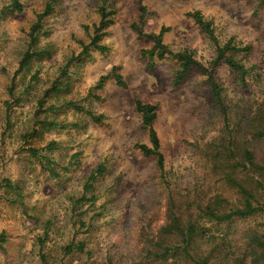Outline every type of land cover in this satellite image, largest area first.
Wrapping results in <instances>:
<instances>
[{
  "label": "rangeland",
  "instance_id": "rangeland-1",
  "mask_svg": "<svg viewBox=\"0 0 264 264\" xmlns=\"http://www.w3.org/2000/svg\"><path fill=\"white\" fill-rule=\"evenodd\" d=\"M14 1L0 0V31L6 30L5 35L9 37L0 44V115L7 116V127L11 129L13 109H21L17 123L30 128H22L19 145H6L0 149V252L6 257L5 264H55L56 261L59 264H158L162 260L156 258L152 251L157 242L158 230L167 223L166 206L171 198L185 221L190 216L198 217L200 209L210 206L218 197L221 198L223 207H230L240 200L237 190L225 181L227 170L223 165L228 156L226 148L230 139L242 141V146L250 145L257 158L264 160V138H255L250 127L253 115L260 111L264 115V80L258 71L264 66V31L259 23L260 14L264 11V0H233L241 8L255 7L253 19L257 23L249 20L243 24L242 27L247 31L222 30L221 36L217 38L218 43L223 42V45L232 41L237 48H250V51L239 52L244 53L240 61L254 67L252 73H256L254 76L251 73L245 84L232 69L221 76L224 82L230 80L242 85L239 91L229 93L224 83H219L230 119L228 130L212 90H203L195 83H185V79L180 85H175L174 79L172 88L166 95H157L155 86L147 85L149 95L141 99L132 97L126 91L135 79L131 72L127 87L119 86L125 91L112 92L105 99L97 97L99 111L88 112L87 119L61 122L62 116L70 115L67 111L69 107L76 112L84 111L75 104L45 107L52 94L71 95V77L67 75V69L73 60L79 59L75 56V47L78 44L76 34H70L65 48L68 61L65 62L64 55H61L53 63L54 53L50 48L45 47L39 52L32 51L38 43L35 34L43 28V24L36 21L44 20L45 17H39L45 11L48 0H17L20 10L14 7ZM119 2L120 0H115L113 10L109 12L113 21L110 27H116L119 23L116 17L121 13L123 25L117 31L107 33L105 46L109 48L108 53L117 51L121 43L125 48L130 46L129 42L142 45L151 43L150 39L140 36V31L145 34V28L148 27L155 28V32L151 34H158L163 27L170 28L168 33H172L171 22L149 24L150 19L160 20L161 17L158 12L150 13L143 2L137 4L136 0H129L124 9L116 7ZM34 4L35 9L29 12ZM144 8L147 13L143 25L141 17ZM220 8L232 19L242 18V13L233 14V9L223 3ZM62 12L63 10L56 13L54 8L49 16ZM53 22L58 23L55 19ZM212 22L215 23V20ZM89 30L90 26L87 24L79 26V32L83 34L80 40ZM25 33L27 43H23L26 39ZM118 33L126 34L122 42L115 39ZM53 35L51 29L44 32L45 39ZM13 41L20 42L22 50L19 53L16 50L8 52V46ZM172 43L175 44V41ZM144 50L150 49L142 47L141 57ZM201 55L206 53L201 52ZM80 56H83V52ZM25 59L27 62L23 64ZM36 65L43 66L36 68ZM168 67L161 65L165 73ZM114 68L117 70L121 65L118 63ZM34 69L33 81L39 83L41 80L50 79L52 87L45 89L43 98L36 102L34 109H29L22 97H12L16 89L15 78L25 71L32 73ZM182 88L183 91L177 95ZM138 100L158 107L155 129L159 138L163 125L177 122H180L182 129L187 125L190 131L197 132L200 137L199 144L202 145L199 155L181 154L179 151L173 153L170 159L165 158V175L162 177L157 159L145 157L136 148L138 144H151L150 137H146L143 143L130 137L131 143L126 152L115 155L112 159L105 157L102 163L107 168L105 174L94 184V189L86 193V182L97 168H93L91 163L97 150L112 153L116 147L113 143L104 144L101 141H111L117 134V125L120 128L135 125L147 131L143 127L142 116L136 109ZM49 114L53 118H49ZM92 115H103L105 118L97 123ZM52 123L58 126L54 127ZM129 131L134 133L136 127H129ZM94 139L97 143L89 144ZM52 143L55 149L46 155L50 162L44 157L34 158L29 152L31 148L39 150ZM185 143L194 147L197 141L189 138ZM35 164L46 174V179L43 182L37 179L33 185L28 176L35 171ZM119 168H123V171L104 188L105 182ZM52 169H55L56 176ZM53 180L55 183L50 182ZM98 190L103 191L106 199L100 205L102 211L95 212L93 210L98 202ZM84 205L91 207L82 211ZM88 212H93V215L86 222L84 217ZM200 221L206 223V220ZM206 224L212 228V234L223 238L219 241V249L224 254L213 255L219 261L231 253L233 244L238 240L244 239L253 229L264 228V216ZM48 225L50 238L43 249L46 256V263H43L38 239L44 236ZM3 236L5 241L1 240ZM165 240L169 241L160 243L174 241L168 237ZM72 241L83 242L86 246L85 253L68 255L66 246ZM209 245L212 247L210 242L204 240L200 247L209 249Z\"/></svg>",
  "mask_w": 264,
  "mask_h": 264
},
{
  "label": "clouds",
  "instance_id": "clouds-1",
  "mask_svg": "<svg viewBox=\"0 0 264 264\" xmlns=\"http://www.w3.org/2000/svg\"><path fill=\"white\" fill-rule=\"evenodd\" d=\"M48 2H51V0H48ZM114 2L115 0H56L53 7L56 9V13H61V10H63L62 14H54V16L45 17L43 21H36L42 23L43 28L35 34L38 43L32 51L39 52L45 47L50 48L54 53L53 63H56L61 55H64L65 62L68 61L65 48L70 34L75 33L78 42L75 47V56L79 59L73 60L67 69V75L71 77V95L52 94L48 98L45 107L75 104L84 111L76 112L74 108L69 107L67 111L70 115L62 116L60 118L61 122L68 123L73 119H87L88 112L99 111L97 97L105 99L112 92L125 91L118 86L117 77L123 76L125 83H128L130 72L135 79L129 84L126 91L131 93L132 97H140L141 99L149 95L147 85H154L157 95H166L172 88L173 80L181 76L185 77V83H195L203 90H211L213 83H224L229 93L239 91L242 88L239 83H232L230 80L227 82L222 81L221 76L230 71L228 61H240L244 53L237 54L232 51H223V42L218 43L217 38L221 36L222 30L241 29L247 31L242 27L243 24L249 20L257 23L253 19L255 7L251 9L241 8L233 0H136L137 4L143 2L149 8L150 13L158 12L160 14V20L152 18L149 20V24L159 25L171 22L172 33L165 34L164 37L165 44L168 45L167 51L161 52L160 49H156V41H152L147 45L129 42L130 46L127 48L123 47L121 43L117 51L102 52L101 48L107 42L105 34L117 31L123 25V13L116 17L119 23L115 28L108 26V20L111 17H108L107 20L104 19L106 13L113 10L112 5ZM127 3H129V0H120L116 7L124 9ZM222 3L233 9V14L236 12L242 13V18L240 20L232 19L226 11L220 8ZM35 7L34 4L33 9H29V12L33 11ZM260 16L259 23L262 31H264V11L261 12ZM54 19L58 23H54ZM213 19L215 23L206 30L205 26L211 23ZM102 23L105 25L104 27H101ZM82 24L89 25L90 30L80 40L83 34L79 32V26ZM49 29L52 30L54 35L49 39H45L44 32ZM5 31H0V44L9 39L5 35ZM213 31L214 35L212 34ZM153 32H155L154 27L145 28L146 35ZM125 35L124 33H118L115 39L122 42ZM25 36L26 39L23 43L28 42L27 33H25ZM94 36L101 38L96 43H92ZM172 41H175V44ZM142 47L156 49L155 55L147 58L141 57L140 50ZM13 50H16L17 53L22 50L20 42L13 41L8 46L9 53ZM81 52H83V56H80ZM201 52L206 53V55L202 56ZM161 55L164 57L163 60L160 58ZM118 63L121 68L113 72L112 69ZM152 64L155 65L154 70L149 69V65ZM161 65L169 66L166 73ZM42 66L36 65V68ZM59 66L57 65V67ZM248 67L250 65L245 62V68ZM35 70L32 73L22 72L20 76L15 78L16 89L12 97V99L22 97L29 109H34L36 102L43 98L45 89L52 87L50 79L41 80L39 83L33 81L32 76L35 74ZM258 71L260 77L264 80V66ZM252 75L254 76L256 73H252ZM9 80H11V77H9ZM63 82L62 80L61 83ZM181 91H183V88L176 94L179 95ZM20 110L13 109L11 117L13 127L11 129L7 127V116L0 115V149H3L6 145H19L22 128L23 130H29L30 126L17 123ZM49 118H53L51 114H49ZM41 119H44V117H41ZM129 127H136V131L134 133L130 132ZM117 128V134L112 137L111 141H101L104 144L113 143L116 147L112 150V153H103L97 150L94 160L91 161L93 168L104 163L106 156L112 159L113 156L126 152L128 145L131 143L130 137H134L143 143L145 138L151 135V128H148L147 131L135 125L125 126L124 128L117 125ZM160 132V142L158 149L155 150V159H158L161 154L166 159H170L171 155L177 151L181 154L196 153L199 155L202 148V145L199 144V134L190 131L187 125L182 129L180 122L165 124ZM189 138L197 141L196 146L190 147L185 143ZM79 142L78 139L77 143ZM96 143L95 139L89 142V144ZM148 146L149 148L152 147L151 144ZM88 151L90 152L91 149L89 148ZM41 155L46 156L48 153L43 152ZM53 158L55 159V157ZM34 167L35 171L28 176L33 185L37 179L41 182L46 179V174L41 172L39 165L35 164ZM122 171L123 168L117 169L116 173L109 181L105 182L103 187L107 188L111 180H114ZM248 176L253 181L264 183V173H255L250 170ZM50 182L55 183L54 180ZM96 195L98 202L93 211L99 212L102 211L100 205L104 203L106 197L102 190H98ZM34 202L31 201V203ZM90 207L91 205H84L82 211H87ZM92 215L93 212H88L84 220L87 222ZM53 231L55 232V229ZM262 244H264V228L253 229L244 239H240L233 244L231 253L226 258H221L219 261L216 258L209 259V264H264V246H260ZM207 257L208 248L194 247L189 256L181 253L180 256H170L159 261L158 264H199L202 259ZM5 261L4 253L0 252V264H5ZM55 264H59V261H56Z\"/></svg>",
  "mask_w": 264,
  "mask_h": 264
},
{
  "label": "trees",
  "instance_id": "trees-1",
  "mask_svg": "<svg viewBox=\"0 0 264 264\" xmlns=\"http://www.w3.org/2000/svg\"><path fill=\"white\" fill-rule=\"evenodd\" d=\"M56 0H51L48 2L43 14L39 17L40 19L49 16L54 11L53 4ZM14 7L20 10V4L17 0L14 1ZM143 16L141 17V22L145 24L146 8L142 11ZM199 15V13H197ZM111 17V13L107 12L104 19ZM213 22L205 26V29L211 28ZM113 21L108 20V26H112ZM105 25L102 23L101 27ZM36 27L33 28L35 30ZM170 28L163 27L158 34H148L145 35L140 31V36L150 39L151 41H156V49H160L161 52L167 51L168 45L164 43L165 34L170 32ZM215 34L214 31L212 33ZM107 36V33L105 34ZM101 37L94 36L92 38V43H96ZM218 42V39H217ZM156 49L144 50L142 51L143 57L147 58L149 56H154ZM109 48L103 46L101 48L102 52H107ZM223 51H232L239 53L242 51H250L249 49H240L233 45V42L230 41L224 45ZM164 59L163 55L160 57ZM25 64L27 59L23 61ZM230 69H232L236 74L239 75V79L243 84L246 83L247 77L252 73L254 67L245 68V65L241 61L229 60L228 61ZM155 65H149L150 70H154ZM116 71L114 68L113 72ZM185 77L181 76L175 79V85H180ZM118 86L126 88L127 83H125L123 76L117 77ZM212 95L216 104L222 112L224 117V123L226 125V130L229 129L230 119L228 115V110L224 102L222 89L219 84L213 83L211 88ZM136 109L142 116L143 127L148 130L151 128L150 142L152 147L149 148L146 144H138L136 148L141 151L145 157H155V150L159 147L160 138L155 129V122L158 116V107L151 104H144L140 100L136 101ZM260 111L258 114L250 120L251 132L255 138H264V115ZM92 118L95 122L101 123L105 118L103 115L94 116ZM260 122L262 126H260ZM56 127L58 125L51 124ZM241 143V144H240ZM55 149L54 143L49 145L47 148L43 149H29V152L34 158H45L50 162L47 156L40 155L41 152H51ZM228 156L224 159V167L226 168L225 181L231 186V188L237 190L240 195V200L237 203H233L230 207H223L221 198L218 197L210 206L202 207L200 209V214L198 217L190 216L189 220L185 221L182 219L180 213L177 211L176 204L174 199H170L168 205L166 206V215L168 217L167 223L165 226L160 228L156 234V245L153 247L152 252L155 253L156 258L165 260L170 256H180L181 253L185 256H189L191 250L194 247L201 248V244L204 240H207L212 244L211 249H208V257L202 259L199 264H209V259H212L214 254H224V251L219 249V241L223 239L222 237L212 234L210 227L206 223H228L233 220H245L251 217L261 215L264 216V183L259 181H253L251 177L248 176L249 171L255 173H264V160L260 161L257 158V155L253 149L247 146H242V141L230 139L228 148H226ZM219 160V158H218ZM219 162H221L219 160ZM222 163V162H221ZM158 169L162 177L165 175V157L164 155H159L157 159ZM107 168L105 164H100L91 174L85 185V191L90 192L94 189V184L98 182ZM54 176L55 169L51 170ZM84 198V197H83ZM94 198H92L93 200ZM200 220H206V223H202ZM50 226L48 225L45 229V234L43 237H39L38 244L41 247V258L43 263H46V256L43 253V249L50 238ZM174 240L169 243H160L168 242L165 238ZM1 240L5 241L4 236L1 237ZM218 244V245H217ZM264 246V244L260 245ZM85 244L83 242L77 243L72 241L66 246V253L68 255L76 253H85ZM149 252L152 247L149 248ZM160 251H157V250ZM219 249V252H218Z\"/></svg>",
  "mask_w": 264,
  "mask_h": 264
}]
</instances>
